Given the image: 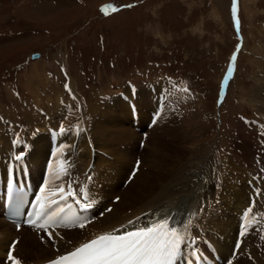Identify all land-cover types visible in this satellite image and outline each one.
Segmentation results:
<instances>
[{"label":"rangeland","instance_id":"1","mask_svg":"<svg viewBox=\"0 0 264 264\" xmlns=\"http://www.w3.org/2000/svg\"><path fill=\"white\" fill-rule=\"evenodd\" d=\"M102 5L108 6L106 11ZM237 5L242 39L224 96L219 102V99L215 100L216 87L238 40L232 19V0H0V127L12 120L22 122L19 124L24 126L27 118L33 119L29 124L33 127L43 118L44 112L50 115V110L65 101L68 103L63 105L64 110L68 108L70 111L65 117L69 121L65 120L64 124H81L86 128L94 108L97 113L91 114L90 151L81 148L87 138L83 132L78 151L72 155L77 162L71 164L72 174L69 165L65 179L77 174L75 178L82 177L83 181L79 160L86 167L94 161L92 166H96L102 176V172L108 173L111 169L101 161L111 155L98 147L93 134L94 124L101 118L99 106L103 109L105 105H111L120 114L121 109L114 105L123 103L127 109V114L124 112L127 121L123 126L124 133L118 136L121 139L119 144L125 146L131 138L137 142L140 139V132L134 131L131 125L127 102L118 95L104 101L102 97L121 90L123 84L122 92L126 93L125 80L142 85L144 82L163 83L173 77L181 91L180 98L173 101L174 111L166 102L149 128L145 125L154 105V94L144 86L138 87L134 102L137 126L144 130V138L160 133L166 136L167 144H186L189 157H197L195 154L198 153L204 163L206 160L214 162L210 165L219 177L228 172L230 158L226 157L225 150L230 144L243 146L254 142L260 149L253 144L254 152L259 150V156L264 158L260 147L264 146V136H256L255 127L242 121H264V0H237ZM113 8L117 10L113 11ZM36 53L38 55L33 56ZM153 87L156 91L160 88L158 85ZM116 127L111 125L105 136H116ZM179 131L181 136L178 139L170 136ZM42 138L47 140L43 134L31 140L33 147L27 156L29 167L39 163L34 178L42 171L49 147H41ZM106 142L110 144L112 141L106 139ZM2 144L6 142L0 140V149L5 151ZM71 145L65 147V157ZM10 146L16 151L20 149L14 144ZM91 147L94 148L92 153ZM258 160L264 167L261 157ZM254 162L252 155L247 163L243 162L244 173L259 172ZM131 165L132 161L127 175ZM114 166L118 168V163ZM4 170L0 172L2 179ZM82 181L75 184L80 186ZM104 183V194L121 195L118 194L120 189L114 188L118 183L117 176H107ZM254 185L257 188L251 190L252 195L260 189ZM259 193L256 192L254 197ZM219 197L211 207L219 208L220 214L222 203L216 206L222 202ZM258 198L256 202L252 198L254 209H258L256 218L264 212V192ZM100 208L101 204L97 212ZM234 217L237 219L235 213ZM230 231L231 228H227L219 236L228 235ZM91 233L93 231L87 229V234ZM31 237L35 239L34 235ZM209 239L225 258L226 245L220 250L214 240Z\"/></svg>","mask_w":264,"mask_h":264},{"label":"bare ground","instance_id":"2","mask_svg":"<svg viewBox=\"0 0 264 264\" xmlns=\"http://www.w3.org/2000/svg\"><path fill=\"white\" fill-rule=\"evenodd\" d=\"M70 89L72 88L70 87ZM70 99H72V97ZM114 106L121 109L120 114L116 113L111 105H105L103 109H101L102 106H99L101 118L93 127V134L98 147L111 155V158L101 161L108 164V167L111 169L108 173L102 172V176L97 167L92 166L94 161L90 162L91 169H95L97 172V183H101L100 188L96 190V194L98 195L97 192H99V196L102 200L100 208L101 213L95 216L94 220L86 224L82 229L74 227L68 228L67 230L54 231L53 240L55 243L49 241L45 236H43L44 239L42 240V234L40 237L27 228L22 227L18 231H14L10 224L4 222L0 218V260L3 259L0 264H6L7 259L4 257L3 253L12 237H18V242L16 241L17 243H15L14 246L10 245L9 247L12 254L19 258L21 264H33L48 260L56 254L67 251L92 235L108 233L117 229L122 230L123 227H127L131 230V227L137 225L143 226L165 217L169 218L170 226L177 227L185 234V238L188 237L190 225L195 221L199 228L202 229L201 233H196L197 237L211 238L220 250H223V245H226V255L230 253L231 246L236 236L237 219L234 217V213L237 215L240 209L241 211L245 209L246 207L244 205L247 202V196L248 198L252 196V191H249L248 186L245 185V180L248 179L252 185L256 184L260 187L258 178L254 177V183L250 175L244 173V165H242L243 162H248V157L252 155L251 147L254 149V145L244 144L242 146V144H238V146H234L233 144H228L229 147L226 150L224 149L225 155L227 153L226 157L230 158L228 172L219 177L211 166L214 162L210 161L212 162L210 165L209 160H206L204 163L203 157H199L198 153L195 154L197 157H192V155L190 156L192 158H190V151L186 149V144H167L166 136L160 133L153 134L149 139L144 138V145H141V147L138 146L137 140L133 138L129 139L125 146L119 144L121 139L118 136L125 131L123 126H125L127 121L125 116V114H127L125 112L127 109L123 106V103L120 102H117ZM57 107L58 108L53 111L50 110V120H54V118L56 119V117H60L61 114H63L61 103H59ZM96 113L94 108H92L89 114V125L84 130L85 137L87 138H84L86 139L85 144H81L83 151H90L89 147L92 144H89L91 138V135H89V127L93 124L91 121V114ZM31 117L33 118V116ZM32 120L33 119L27 118L26 123L29 125L32 123ZM45 124L46 121L42 118L38 120V124L33 126L40 129ZM111 125L117 126V135L114 137L105 136L110 130ZM180 134V131L173 132L170 136L178 139ZM106 139H110L112 142L108 144ZM0 140L6 142V144H2L5 148H1L8 151V139L0 134ZM40 142L42 145L41 147L48 146L46 139L42 138ZM235 147L237 148L233 149ZM47 152L48 149H46L45 153L48 154ZM13 153H16V151ZM68 153V156L73 155L70 154L69 149ZM58 157L57 154H52L51 168L58 165L59 162L56 159H61ZM67 157L61 160L65 161L68 166L70 165L71 169L69 173L72 174V163H67ZM134 159H138L140 162L139 168H137L131 180L123 185V181L127 176V170L130 169L129 164L131 161L133 163ZM116 163H118V168L114 166ZM38 164L37 162L34 166L30 167L32 177H34V174H38L36 171V166ZM0 167L1 172V170L5 168V163L1 162ZM78 168L86 169L87 167L79 160ZM112 174L118 177V183L114 184V188L120 189L118 194H121L114 195L115 197H119L115 202L110 201L113 196L104 194V191L102 192L103 186H106L104 178ZM238 176L240 179H238ZM66 177L62 176L59 180L55 177L52 178L47 182V187L56 188L58 185L64 184L66 182ZM94 178L95 177H93V179ZM84 179L83 177V181ZM138 179L139 183L138 186H136V181H138ZM75 183L76 182L73 183V186L78 187L76 185L78 183ZM263 192L264 190L260 191L257 197L253 196V200L258 198L261 194L263 196ZM218 194H221L220 197ZM217 197H219V199L222 198V202L220 201L216 204V206H218L222 203L220 206V214L219 208L213 209L211 207L212 204H215ZM105 206L107 207L104 209ZM108 209L111 210L108 211ZM250 214L246 218V231L245 229L243 230L245 234L243 236L241 235L238 243L239 247H237L236 254L229 264H264V256L262 257L264 254V241L259 240L258 229H256L261 228V225L258 223L256 226L248 227V223L251 219ZM137 217L140 218L138 221L136 220ZM259 218L263 219L261 216ZM130 220L136 221V224L129 226L128 221ZM185 226L187 227L185 228ZM227 228H231L230 233L228 235L224 234L222 237L219 236V233ZM87 229H89L90 232L93 231V233L87 234ZM32 235L35 236V239L31 237Z\"/></svg>","mask_w":264,"mask_h":264},{"label":"snow or ice","instance_id":"3","mask_svg":"<svg viewBox=\"0 0 264 264\" xmlns=\"http://www.w3.org/2000/svg\"><path fill=\"white\" fill-rule=\"evenodd\" d=\"M108 6H105V11ZM131 7V5H125ZM117 9L113 8V11ZM237 11L236 0H233L232 12L235 16ZM237 25L239 21H236ZM235 54L232 60L235 61ZM232 73V67H229V76ZM227 79V77H226ZM187 91V89H185ZM61 131H65L63 126ZM137 161V168L139 166ZM69 166L65 161H61L60 169L56 173L55 178L61 179L62 176L68 175ZM73 182L67 181V185H58L55 191H49L47 185L40 189V195L37 197V207L33 209L26 223L38 230L46 233L49 241L55 243L53 240V233L48 231L49 228L56 225H73L78 223V217L62 216L64 212L62 207H59L66 199L72 198L76 204L82 208H90L91 204L81 203L78 198L77 191L73 189ZM259 191V190H258ZM80 194L83 199L87 200V192L80 189ZM59 197V200L54 199ZM119 197H117V200ZM56 205V210L52 211V206ZM71 208V205L68 206ZM111 209H108L110 211ZM253 211L249 207L244 213L247 217ZM140 218L137 217L138 221ZM136 221H128V225H135ZM78 226L82 229L86 226V221L79 222ZM187 226H185L186 228ZM246 231V229H245ZM244 231L241 232L243 236ZM43 240L44 237L42 236ZM185 242V234L177 227L170 226L169 218H161L158 221H153L145 226H136L129 230L127 227L117 229L113 232L104 233L90 240L87 243L81 244L73 251L66 255H61L53 259L49 264H174L176 258L181 252V246ZM17 242H13V246ZM239 247V244L237 245ZM8 259L12 264H21L11 251L8 253Z\"/></svg>","mask_w":264,"mask_h":264},{"label":"water","instance_id":"4","mask_svg":"<svg viewBox=\"0 0 264 264\" xmlns=\"http://www.w3.org/2000/svg\"><path fill=\"white\" fill-rule=\"evenodd\" d=\"M36 54H34L33 56H35Z\"/></svg>","mask_w":264,"mask_h":264}]
</instances>
